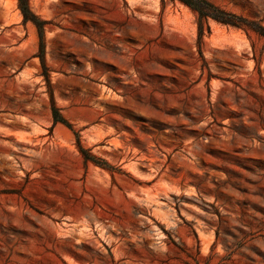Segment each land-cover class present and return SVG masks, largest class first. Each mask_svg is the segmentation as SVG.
Masks as SVG:
<instances>
[{
  "label": "rangeland",
  "instance_id": "374dc122",
  "mask_svg": "<svg viewBox=\"0 0 264 264\" xmlns=\"http://www.w3.org/2000/svg\"><path fill=\"white\" fill-rule=\"evenodd\" d=\"M207 1L246 26L29 0L40 36L0 0V264H264V0ZM151 153L156 213L128 192Z\"/></svg>",
  "mask_w": 264,
  "mask_h": 264
},
{
  "label": "trees",
  "instance_id": "16d2710c",
  "mask_svg": "<svg viewBox=\"0 0 264 264\" xmlns=\"http://www.w3.org/2000/svg\"><path fill=\"white\" fill-rule=\"evenodd\" d=\"M169 1L173 3L177 1L187 6L193 13L197 15V28H198L199 37H201L204 27L206 28V31L209 32L208 19H212L220 24L235 28H243L244 26H246L244 19L234 14L217 9L207 0H169ZM17 2H18V8L23 17V21L32 22L36 27L38 34L41 36L44 30V23L37 22L36 16L30 10L29 0H17Z\"/></svg>",
  "mask_w": 264,
  "mask_h": 264
},
{
  "label": "bare ground",
  "instance_id": "6f19581e",
  "mask_svg": "<svg viewBox=\"0 0 264 264\" xmlns=\"http://www.w3.org/2000/svg\"><path fill=\"white\" fill-rule=\"evenodd\" d=\"M15 145H19V146H23L24 148L26 147H29L30 146V151L31 153H34L35 152V149L37 148L38 145H40L42 143V141L40 140H25L24 138H20V140H15L14 141ZM116 147V146H115ZM118 147V146H117ZM120 147V145H119ZM115 149V148H114ZM125 149V148H124ZM129 149V148H128ZM112 150V149H111ZM155 150V149H154ZM116 151V150H115ZM132 151V150H131ZM152 151V150H151ZM126 152V151H125ZM150 152V151H148ZM153 152V151H152ZM160 153V152H159ZM158 153V154H159ZM113 154H114V151H113ZM123 154V153H122ZM146 157V156H145ZM126 158V157H125ZM144 158V157H143ZM163 158V157H162ZM138 159V158H137ZM139 160V159H138ZM158 159L151 153L150 155V158H149V167L151 168H154L153 170V173L150 175L151 179H149V177L147 178L148 180L144 181V183H150L152 182L153 180H157V183L153 186H150V187H146V188H143L141 190H137L136 188H129L128 189V192H129V195L132 197V199H135L137 201H142L144 202L148 209H151V211L153 213H156L157 211H160L162 210L161 209V205H162V201L161 199H163V197L166 198V195H168L166 193V190L163 186V184L165 183L164 181H166V178L168 177L167 173L165 172V170L163 172H161L162 170V167L164 166L165 164V158L161 161H159V164L158 165H155L156 161ZM136 163V162H135ZM134 164V162H133ZM141 165V162L139 163ZM136 165V164H135ZM167 165V164H166ZM134 165H132L133 167ZM135 169V168H134ZM168 170V167L165 168ZM133 170V169H132ZM137 170V169H136ZM151 170V169H150ZM138 171V170H137ZM152 171V170H151ZM138 173V172H137ZM171 174V173H170ZM134 176V175H133ZM149 176V174H148ZM123 177V176H122ZM121 177V178H122ZM135 177H138V176H135ZM170 177V176H169ZM164 182V183H163ZM128 183V182H127ZM140 183V182H139ZM121 184V183H119ZM126 185V184H125ZM129 185V184H128ZM120 187V186H119ZM135 187V186H133ZM140 188V187H139ZM138 188V189H139ZM164 198V199H165ZM137 202V203H139ZM141 204V203H140ZM161 212V211H160Z\"/></svg>",
  "mask_w": 264,
  "mask_h": 264
}]
</instances>
